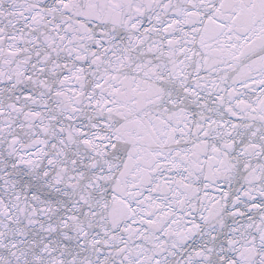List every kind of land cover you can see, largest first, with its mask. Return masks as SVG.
<instances>
[{
  "label": "snow or ice",
  "instance_id": "snow-or-ice-1",
  "mask_svg": "<svg viewBox=\"0 0 264 264\" xmlns=\"http://www.w3.org/2000/svg\"><path fill=\"white\" fill-rule=\"evenodd\" d=\"M0 264H264V0H0Z\"/></svg>",
  "mask_w": 264,
  "mask_h": 264
}]
</instances>
